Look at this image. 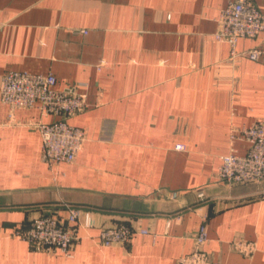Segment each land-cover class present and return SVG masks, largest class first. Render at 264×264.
Listing matches in <instances>:
<instances>
[{
  "label": "crops",
  "instance_id": "crops-1",
  "mask_svg": "<svg viewBox=\"0 0 264 264\" xmlns=\"http://www.w3.org/2000/svg\"><path fill=\"white\" fill-rule=\"evenodd\" d=\"M227 2L0 0V80L52 72L57 88L86 83L91 104L68 119L86 132L75 161L50 166L37 124L57 117L37 107L11 117L0 99V264H179L198 250L209 264H264V179L231 185L217 174L232 145L249 148L233 129L264 122V59L246 55L264 49V30L231 54L216 37ZM70 206L95 219L71 256L19 234ZM118 224L135 233L103 245L100 229Z\"/></svg>",
  "mask_w": 264,
  "mask_h": 264
},
{
  "label": "built area",
  "instance_id": "built-area-1",
  "mask_svg": "<svg viewBox=\"0 0 264 264\" xmlns=\"http://www.w3.org/2000/svg\"><path fill=\"white\" fill-rule=\"evenodd\" d=\"M264 30V12L255 0H228L218 18L216 37L229 44L231 54L236 53L241 38L256 37ZM86 32V31H84ZM251 59H264V49L253 48L247 51ZM57 78L52 73H33L30 71H8L0 80V99L10 108V115L21 108L37 107L42 116H56L51 122H39L37 127L42 138V159L48 165L72 163L83 148L86 132L83 128L71 124L68 119L90 107L85 92L78 87L86 83L57 88ZM248 142L246 153H240L232 145L229 153L222 156L218 168V179L227 184L260 183L264 179V122L256 121L247 126L233 129L231 141ZM179 193H171L173 198ZM198 195L203 197L204 193ZM79 207L70 206L66 217L57 212H48L34 217L27 229L19 232L36 251H60L66 256L72 255L79 227H92L95 219ZM148 233V230H140ZM135 231L127 224L103 226L100 239L103 245L127 242ZM205 224L199 228L197 243L208 241ZM234 247L242 253L252 255L256 249L251 241H237ZM179 264H209L208 258L200 250L184 257Z\"/></svg>",
  "mask_w": 264,
  "mask_h": 264
}]
</instances>
